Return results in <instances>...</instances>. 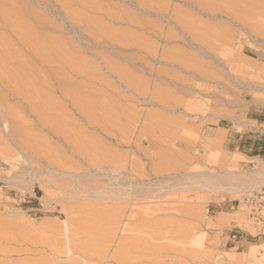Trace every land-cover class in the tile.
Instances as JSON below:
<instances>
[{"label": "rangeland", "instance_id": "374dc122", "mask_svg": "<svg viewBox=\"0 0 264 264\" xmlns=\"http://www.w3.org/2000/svg\"><path fill=\"white\" fill-rule=\"evenodd\" d=\"M0 57V264H258L264 0H0Z\"/></svg>", "mask_w": 264, "mask_h": 264}, {"label": "built area", "instance_id": "2783aa9c", "mask_svg": "<svg viewBox=\"0 0 264 264\" xmlns=\"http://www.w3.org/2000/svg\"><path fill=\"white\" fill-rule=\"evenodd\" d=\"M246 204V212L252 220V224L259 231L264 230V190L252 193L244 200Z\"/></svg>", "mask_w": 264, "mask_h": 264}, {"label": "crops", "instance_id": "0c3cea01", "mask_svg": "<svg viewBox=\"0 0 264 264\" xmlns=\"http://www.w3.org/2000/svg\"><path fill=\"white\" fill-rule=\"evenodd\" d=\"M263 108L264 107H259L255 109V111H253V116L251 117V121L255 125H257V129L254 130L256 135L253 136L256 139L252 141L250 146L248 145L249 150L253 148L255 154L251 156L246 155L249 158L264 159V109Z\"/></svg>", "mask_w": 264, "mask_h": 264}, {"label": "bare ground", "instance_id": "6f19581e", "mask_svg": "<svg viewBox=\"0 0 264 264\" xmlns=\"http://www.w3.org/2000/svg\"><path fill=\"white\" fill-rule=\"evenodd\" d=\"M6 60H7V59L4 60V59H2V58L0 57V68H2V69L4 70V74H5V75H2L3 72L1 73V71H0V76H1V77H2V76H3V77H6V73H7V75H9V76H11V77H14L15 75L19 76V75L16 73L17 71H15V73H14L13 70H11V69L9 70V67L7 68V66H8L7 64H8V63L5 62ZM6 65H7V66H6ZM1 77H0V78H1ZM21 78H22V77H21ZM4 79H6V78H4ZM7 79H8V78H7ZM7 79H6V80H7ZM16 79H17V78H16ZM16 79H15V80H16ZM17 80H19V77H18ZM12 81H13V80H12ZM15 82H16V81H15ZM21 82H22V80L20 79V83H21ZM8 84H9V83H8ZM8 84H7V85H8ZM11 84H12V83H11ZM8 86H9V85H8ZM11 86L15 87V85H11ZM17 86H18V89H20V88H19V85H17ZM17 86H16V87H17ZM8 89H11V88H8ZM14 90H15V89H14ZM16 91H18V90H16ZM20 91H21V90H19L18 92H20ZM22 91H23V90H22ZM13 92H14V91H13ZM14 93H16V92H14ZM14 93H13V94H14ZM20 93H21V92H20ZM16 94H19V93H16ZM26 94H27V93H26ZM26 94H25V95H26ZM19 95H21V94H19ZM22 95H23V93H22ZM26 96H27V98H29V99L31 98V100L35 99L34 96L31 97V94H30L29 96H28V95H26ZM35 96H36V95H35ZM37 96H38V95H37ZM25 99H26V97H25ZM31 100H30V101H31ZM31 102H32V101H31ZM36 106H37V105H36ZM37 110H38V109H37ZM45 120H46V119H45ZM46 121H47V120H46ZM42 124H43V123H42ZM195 181L197 182V180H195ZM195 181H193V182H195ZM197 183H201V182L198 181ZM201 184H202V183H201ZM203 184H204V182H203ZM205 184H206V183H205ZM205 184H204V187L206 186ZM198 185H199V184H198ZM201 186H202V185H201ZM202 187H203V186H202ZM207 187H208V186H207ZM207 187H206V188H207ZM256 187H257V186H256ZM209 189H211V188H209ZM260 244H261V243H260ZM261 245H262V246H261V249H256V247H257L258 245H257V244H252V245H251L250 252L248 253L251 257H254V258L256 257V256H255L256 253L259 254V257L257 258V260H255V263H258V264H264V243H262ZM259 246H260V245H259Z\"/></svg>", "mask_w": 264, "mask_h": 264}, {"label": "trees", "instance_id": "16d2710c", "mask_svg": "<svg viewBox=\"0 0 264 264\" xmlns=\"http://www.w3.org/2000/svg\"><path fill=\"white\" fill-rule=\"evenodd\" d=\"M255 154V153H254ZM257 154V153H256Z\"/></svg>", "mask_w": 264, "mask_h": 264}]
</instances>
